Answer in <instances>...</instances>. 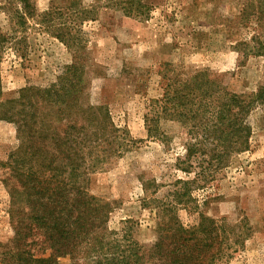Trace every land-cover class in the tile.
<instances>
[{"label":"rangeland","instance_id":"1","mask_svg":"<svg viewBox=\"0 0 264 264\" xmlns=\"http://www.w3.org/2000/svg\"><path fill=\"white\" fill-rule=\"evenodd\" d=\"M22 1L25 6L0 0V109L29 87L26 97L38 93L39 120L21 119L20 131L0 120V244L13 237L6 163L21 142L22 125L40 129L44 121L60 136L67 133V103L39 97L77 71L85 89L74 115L90 139L81 150L75 145L74 184L66 155L50 163L42 154L26 163L109 204L104 246L118 252L135 246L141 264H148L144 254L166 210L185 228L203 215L238 230L241 244L217 264H264V105L228 116L218 138L205 135L209 108L217 111L232 95L246 102L264 85V52L252 40L264 43V26L249 5L264 8V0H143L149 9L142 17L108 8V0ZM199 72L215 83L205 97L192 91ZM98 105L108 118L102 111L95 127L83 115ZM189 144L194 152L185 161ZM49 254L45 247L40 255ZM97 254L87 262L96 264ZM69 263L67 256L57 258Z\"/></svg>","mask_w":264,"mask_h":264},{"label":"trees","instance_id":"2","mask_svg":"<svg viewBox=\"0 0 264 264\" xmlns=\"http://www.w3.org/2000/svg\"><path fill=\"white\" fill-rule=\"evenodd\" d=\"M18 1L25 6L22 0ZM249 5L256 12L257 23L264 26L263 5ZM105 6L115 10L121 9L122 14L128 17L147 16L149 9L143 0H108ZM257 38L258 36L252 39L257 50H261L256 52H264V43H260ZM191 79L192 91L196 89L200 97L208 96L215 88L214 81H209L202 72ZM84 89L83 77L76 71L73 74L67 72V77L64 76L58 81L55 91L49 88L46 93H40L39 98H42L44 103L51 100L53 95L67 103V133L64 131L63 136L59 135L57 126L52 123L41 121L44 127L40 129L31 126L34 120H39L35 108L38 93L35 92L36 96L26 97L29 87L21 89L17 99L2 104L0 120L17 123L18 131L21 119H29L31 122L23 123L25 132L21 135V142L15 152L9 155V162L6 163L11 171L9 178L5 179V184L10 196L9 218L13 237L8 243L0 244V249H4L3 255L0 251L3 264H57V258L65 256L69 257V264H89V257L97 252L99 255L97 254L96 258L99 259L96 264H141L142 253L140 249H135V246L121 252L111 246V243L107 247L104 246L103 233L109 204L71 185L75 181L72 161V154L77 150L75 145L81 150L82 145L90 139V136L84 133V128L78 126V117L74 115L76 102ZM225 94L227 93L223 94L224 97ZM162 101L166 113L168 109L165 108L164 98ZM201 101L199 102L204 111ZM168 103H172V100H168ZM259 104L264 105V85L246 102L240 96H229L224 103H220L217 111L216 105L209 108L213 115L212 125L207 127L205 135L218 138L222 135L228 116H238L241 113L245 115L252 106ZM173 106L179 108L180 104L177 102ZM234 109L237 113L233 112ZM102 111L101 105L92 106L83 116L89 125L97 127ZM103 113L107 120L106 112ZM147 130L148 136L152 137L151 129ZM193 152L192 144L187 145L185 161L190 160ZM42 154L49 155L50 163L52 159L60 160V156L66 155L67 166L71 167L69 174L73 179L69 187L67 183L61 184L56 179L58 175L51 173L49 169L47 173L37 172L34 170L35 163H26ZM53 171H59V166H55ZM161 217L157 224L156 241L144 254L148 264H217L221 260L225 261L224 259L227 261L243 239L238 230L235 231L234 227L225 224V221L218 224L203 215H200L197 225L190 228L183 227L176 215H170L166 210L162 212ZM232 237L235 240L230 243ZM37 245L44 246L42 253L45 247L50 250L49 256L42 257V253L36 249Z\"/></svg>","mask_w":264,"mask_h":264}]
</instances>
